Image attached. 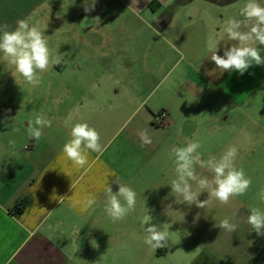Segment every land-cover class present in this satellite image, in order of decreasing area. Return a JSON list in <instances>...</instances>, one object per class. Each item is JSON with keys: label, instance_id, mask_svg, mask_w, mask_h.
I'll list each match as a JSON object with an SVG mask.
<instances>
[{"label": "crops", "instance_id": "0c3cea01", "mask_svg": "<svg viewBox=\"0 0 264 264\" xmlns=\"http://www.w3.org/2000/svg\"><path fill=\"white\" fill-rule=\"evenodd\" d=\"M83 3L0 0V31L4 26L14 30L18 20L31 18L49 44L54 39L55 49L70 42L74 53L78 39L83 42L99 31L97 24L118 18L123 38L150 44L148 53L125 50V60L137 63L149 80L58 81L54 94L53 83L39 94L40 85L32 93L25 81H6L4 94L0 90V264H264V236H257L247 223L250 207L264 211L263 202L247 191L227 204L212 200L200 209L182 203L168 185L175 177L169 150L191 139L201 143L203 160L209 155L219 158L234 146L236 166L249 164L248 158H239L243 148L231 140L246 131L236 125L239 115L249 116L252 103L264 102V65H253L243 75L221 73L208 50L209 40L223 35L224 21L242 18L239 12L246 0L149 1L136 10L147 31L141 24L129 29L130 21L109 7L113 3L136 9L127 0H97L89 13ZM86 43L93 48L89 38ZM232 43L220 41L217 54L223 55ZM258 47L264 57V46ZM0 60L7 62L2 53ZM62 62L52 69L60 72ZM16 87H22L25 98L16 94ZM163 111L165 121L158 117ZM41 113L52 120V127L36 141L27 129ZM204 119L210 125H204ZM66 120L87 122L100 134L102 152L89 150L83 167L63 152L70 139ZM141 130L150 143H142ZM222 134L230 135L229 140L217 139ZM196 172L212 175L199 164ZM117 177L137 192V204L125 220L113 222L104 207L107 188L118 191ZM207 197L203 192L198 199ZM89 200L95 203L89 205ZM21 203L25 210L16 213ZM145 214L154 224L170 225L166 247L154 250L144 243ZM226 217L237 224L235 232L213 227Z\"/></svg>", "mask_w": 264, "mask_h": 264}, {"label": "clouds", "instance_id": "9594fccd", "mask_svg": "<svg viewBox=\"0 0 264 264\" xmlns=\"http://www.w3.org/2000/svg\"><path fill=\"white\" fill-rule=\"evenodd\" d=\"M97 0H84L83 9L86 13L94 11ZM240 19L229 17L221 25L223 35L219 40L210 39L208 50L210 60L215 63L217 69L238 72L243 75L253 65H264L262 48L264 46V4L259 0H246L240 8ZM30 19L17 21L14 30H7V26L0 31V53L3 58L14 67L16 74L23 77L24 81L35 88L41 84L43 73L50 67L60 63L59 57L53 59L49 48L48 38L44 31L30 23ZM99 20V18H96ZM232 41L231 47H225L223 55H218V44L220 41ZM215 69L213 70V72ZM211 75L212 73H208ZM10 111V110H9ZM65 126H70V139L63 145V152L68 160L77 167H83L88 163V151L101 153L102 144L99 132L87 122L72 124L71 120L65 121ZM52 127V120L44 114L36 115L29 123L28 136L39 141L44 135L45 128ZM19 132V128L13 129ZM142 143H150L147 132L141 130L138 133ZM15 144L14 140L9 141ZM201 143L196 139L188 140L183 146H173L169 150V159L173 162L175 177L168 185L171 186V193L182 198V203L205 209L212 200L227 204L231 198L242 196L247 193L251 186V178L248 177L243 168L236 166L238 149L229 147L219 158L209 155L207 160L201 158L199 149ZM206 169L212 175H198L196 165ZM193 182L196 189H193ZM118 185L115 193L109 186L106 191V202L104 211L113 221H123L126 217L135 212L137 204V192L127 184L121 183L119 178L114 181ZM207 192V199H198L201 193ZM261 202H264V189L260 194ZM95 200H89L92 205ZM153 217L145 214L141 223L144 231V243L152 249L164 248L170 240V225L165 223L162 226L154 224ZM247 223L257 236H264V211L260 207L251 206ZM147 225V227H145ZM220 229L235 232L237 224L232 223L230 218H224L213 225Z\"/></svg>", "mask_w": 264, "mask_h": 264}, {"label": "rangeland", "instance_id": "374dc122", "mask_svg": "<svg viewBox=\"0 0 264 264\" xmlns=\"http://www.w3.org/2000/svg\"><path fill=\"white\" fill-rule=\"evenodd\" d=\"M127 1L132 3L136 9H130L122 4L115 5L113 3H110L109 7L117 17L119 15L122 17L125 16V18L130 21L127 23L129 29L134 31L137 29H134V25L138 26L141 24V27L147 31V28H145L144 24H142L143 21L139 18V12L136 10L141 8L142 4L153 0H137L136 2L133 0ZM66 23L69 24L68 21H66ZM96 29L99 31L89 33L88 37L86 36L83 38V42L78 39L76 42L77 49L74 53L71 52L72 44L70 42L64 43L62 50H59V48L55 49L54 39H52V42L49 44L52 58L55 59L59 57L60 62L63 60V65L60 72L52 69V66L47 72L43 73L40 84L41 92L39 94H43L42 88L44 85L47 86L51 83H53L51 89L52 94H54V84L58 81V83H67L71 81L149 80L147 76L148 74L140 70L137 63H131L128 59V61L125 60L128 57L125 50L134 53L135 50H137V52H141L145 49L148 53L150 44L147 45V41L144 40L142 43L132 42L126 37L123 38L122 31L119 28L118 18H116L113 22L99 23L97 24ZM88 38L93 42L92 49L86 43V39ZM65 46H67V48H64ZM14 72L15 69L12 65L8 62L0 60V90L3 94V89L6 87V81H24L23 77L19 76V74H16L14 77ZM16 88L20 89V91H17L16 94L25 98L26 92H23L22 87ZM35 88L30 85L27 86V89H29L32 93L36 90ZM57 92L58 91H56V93ZM163 112L168 117L167 112ZM247 112L249 116H246V113H244V116L239 115L236 120L237 126L239 125L240 127H245V133L234 135V138L231 141L232 144L237 147L240 145L239 147L243 148V150L239 151V158L249 159L248 165L240 166L239 168H243L245 174L251 178L252 183L248 189L249 193L253 194L255 201L261 202L259 194L261 190L264 189V102L261 103L259 101H255L252 103V109H248ZM160 114L158 117L161 119ZM208 121L209 120L204 119V125H210L207 123ZM229 136L230 135L222 134V136L217 139H220V141L224 143L229 140L227 139ZM210 137V135H205L208 142H210ZM213 138L214 135L211 139L212 142H214Z\"/></svg>", "mask_w": 264, "mask_h": 264}, {"label": "trees", "instance_id": "16d2710c", "mask_svg": "<svg viewBox=\"0 0 264 264\" xmlns=\"http://www.w3.org/2000/svg\"><path fill=\"white\" fill-rule=\"evenodd\" d=\"M25 203H21L20 205H18L15 210H16V213H22L24 210H25Z\"/></svg>", "mask_w": 264, "mask_h": 264}, {"label": "built area", "instance_id": "2783aa9c", "mask_svg": "<svg viewBox=\"0 0 264 264\" xmlns=\"http://www.w3.org/2000/svg\"><path fill=\"white\" fill-rule=\"evenodd\" d=\"M160 117H161V119H163V120L165 121L167 116H166V114L163 112V113L160 114Z\"/></svg>", "mask_w": 264, "mask_h": 264}]
</instances>
